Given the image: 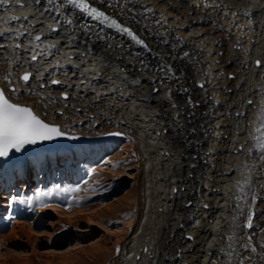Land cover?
Wrapping results in <instances>:
<instances>
[{"label": "bare ground", "instance_id": "1", "mask_svg": "<svg viewBox=\"0 0 264 264\" xmlns=\"http://www.w3.org/2000/svg\"><path fill=\"white\" fill-rule=\"evenodd\" d=\"M87 1L108 19L67 0L0 3V89L6 98L33 88L49 94L51 119L99 120L103 126L113 119L134 133L145 161V207L123 264H264V0ZM25 72L32 74L29 83L21 82ZM52 99L62 106H53ZM46 141L40 156L28 145L7 155L13 163L31 161L33 171L0 178V206L7 207L5 200L12 204L0 215V264H79L106 256L127 232L105 226L87 249L65 230L86 234L104 217L110 221L114 202H125L100 206L104 199L93 198L102 190L91 184L124 177L117 170L133 143L82 148L90 161L85 167L93 168L91 184L75 181V190L58 200L50 196L51 186L41 187L46 166L70 160L75 171L80 159L65 152L81 149L63 136ZM31 181L37 188L25 190ZM20 182L24 191L15 189ZM17 202L30 206L21 204L24 213H15ZM54 214L61 224L48 231L47 217ZM251 214L256 221L248 234ZM62 234L75 242L63 250L66 238L54 240Z\"/></svg>", "mask_w": 264, "mask_h": 264}, {"label": "rangeland", "instance_id": "2", "mask_svg": "<svg viewBox=\"0 0 264 264\" xmlns=\"http://www.w3.org/2000/svg\"><path fill=\"white\" fill-rule=\"evenodd\" d=\"M4 74H6L5 75V77H6L5 78V82L7 84H9L10 82L12 83V79L9 78L8 72L4 73ZM7 99H9L10 102H12V103H16V104L20 103L21 106H25V107H28V108H30V106L28 104H30V101L33 100L31 102H32V105H33L32 108L34 110H36V114L35 115L38 116L41 120H43L45 123H48L50 125H53V126L57 127L60 130V132L63 133V135H61V136H63L64 142L74 143L75 149H77V148H78V150L81 149L80 153L75 152L74 149H71V148L68 149L67 151L65 150L66 151L65 153L68 152L66 154L67 155L66 158L69 159V158L73 157V158H75V161H76V158H77V162H78V159H80V161H81V162L77 163L78 169H76L75 171L74 170L70 171V168H69L71 166V161L70 160L67 161L68 163L65 162L64 164H62V166L58 165V167H57L58 169L57 168H53V166L50 165V167H51V170H50V167L48 165L47 166L49 168L46 166V170L45 171H46V173L48 175L49 174L50 175L47 176L46 173H45L42 176V179H44L42 182L45 185L41 183V187H44L45 189L46 188L49 189V187L51 186V188H53L54 191L53 190H51V191L48 190V192L49 193L51 192L50 196L55 194L56 196L55 195L52 196V197H55V199L57 198L59 200L62 197H63L62 199H64V196L66 198L68 193L70 195V193H71L70 191H74L75 190L73 188V186H72V183H74L75 181L79 183V181L81 182L83 180L82 183L88 181L86 184H88V185L91 184V181L89 182L88 178L91 177V174H93V172H92L93 168L91 169V168L85 167V164H88L90 161L88 159L89 155L86 154L85 150H83L84 148H86L89 145V143L98 145L101 142V143H104V144H106L108 146L109 145H114V144L133 143V148L129 152V154L127 156V159H125L124 166L120 167V169L122 171H120V169L117 170L119 174H121V175L124 174V177L120 176L119 181H117L115 184H114L115 181L113 182L112 179H115L117 177H113L112 176L113 178L112 177H108L107 180H100V181L98 180V178H95L99 182H94L95 181L94 180L92 182L93 184H91L92 186H94V189H98L100 191L102 190L100 192L101 194L99 193L93 198V200L96 197L104 199L103 200L104 202H102L101 203L102 205L100 204V206H103L104 203H111L112 201H115L116 199L120 200L121 198H122V201H125V202H123L121 204L119 202H114L115 206L117 208H116V210H113V211L110 212L111 213L110 214V216H111L110 221L108 222V219H107L108 217H104L105 219L102 220V223L93 225V227H92L93 229L92 230L91 229L85 230V231H87L86 234L82 233L83 229L82 230L81 229L73 230V228H72V229H66L67 231L65 230V232H67L66 234H70V236H75L76 235V237L78 239L81 238V240L79 241V245L81 247H87V249H88V245L90 243H92V241L94 242V241H96L99 238V235L101 233H103V231H105L106 227L111 232L118 233V234H121L122 230L125 231V232L127 230L126 233H124V232L122 233V235H123L122 237L123 238L122 237L121 238L124 241L121 239L118 244L114 243V246L113 245L110 246V249H108L109 251H108V254L106 256L104 255L101 258L95 257L97 259L90 258L88 260L86 259L85 261L81 260V262L82 261L83 262L79 263V264H123L125 259L129 255L128 246H130L137 238L136 235L138 234L139 229H140L143 209L145 207V199H144V192H145V189H144L145 161H144V158H143V152L139 148L138 140H137L136 136L134 135V133L131 132L130 130H128L127 128L123 127V126L122 127L121 126H116V122L113 119L112 120L114 121V123L111 120L112 126H111V124H107L106 126H103V125H101V122L99 120L98 121H94V122L93 121L92 122L89 121V122L81 123L83 120H85V119H82V118H80L77 121H75V124L72 123L71 121L70 122H66L65 120L63 121V120H59L58 119L60 121L59 122L56 119H51V117H50V112L51 111H50L49 107L47 106L48 102H50V100H51L49 94L43 93V92H41V93L39 92L38 93L33 88L24 89V90L20 91L19 94H15L13 97H11V98L9 97ZM43 100H44V102H43ZM53 100H54L53 106H56V107L59 106L60 107V105L62 103H60V101L57 100V99H52V101ZM33 103L36 105V107H34L35 105ZM57 103L60 104V105H57ZM40 107H42V108H40ZM46 109H47V111H46ZM52 140H54V138ZM61 141H63V140H61ZM107 141H108V143H107ZM44 142H47V141L43 140V141H37L35 144H28L29 148L31 147V149L34 150V152L36 151V154L33 155V156H36V155H39V154L43 153L44 150L46 151L45 146H43ZM52 147H51V149L49 151H51L52 149L53 150H57V148L54 149ZM42 149H44V150H42ZM62 151H64V149ZM56 153H58V151H56ZM71 153H72V156H71ZM112 156H113V153H110L109 156H107V157L105 156V159L103 161H102V159H103V157H102L98 161L97 165L98 166H102L103 163H105V161H107V160L109 161L112 158ZM28 157L30 158V157H32V155H29ZM28 157H27V159H29ZM7 158H8V156L0 157V174H1L0 178H2L3 180H4L3 177H5L7 174L11 175V176L12 175L13 176H22V175H24V173H26V171H28V172L33 171V164L31 163V161H28L27 163H25L23 160H18L17 163H13V161H11V159H7ZM35 161L36 162H40L41 158H37V159H35ZM82 168L83 169L85 168V169L83 170ZM11 170H12V172H11ZM47 170H48V172H47ZM61 171H62V173H61ZM67 171H68V173L66 175L65 173ZM3 172L6 173V174H3ZM90 172H91V174H90ZM130 173H134V178L133 179H132L131 176H130L131 178L129 177ZM57 175L59 176V179L57 178L58 177ZM118 178H119V175H118ZM62 182H63V184H62ZM22 186H23L22 182H20L19 184L17 183L15 189H18V191L19 190L20 191H24L23 189H25V188H23ZM57 186L61 187V192H59V193L55 192V187H57ZM64 186H66V187H64ZM36 188H37V185L36 184H32V181H31L28 184V186L26 187L25 190L32 191V189H36ZM64 188H65L66 191L64 190ZM110 189H111V191H110ZM62 192H63V194H62ZM102 193H105L106 196L103 195ZM74 195L75 194L70 196L69 199L71 200V198L73 199L74 197H76ZM103 196H105V197H103ZM19 203L20 202H17L16 203L17 205L13 204L15 206V207L14 206L13 207L17 208V211L15 213H19V214L24 213V212H22V210L28 209V207L30 206L29 204H26V203L25 204L23 203L24 205L22 203H20V204ZM2 204L6 205L7 207L9 205H12V204H10L9 200H5L4 202L2 201ZM21 204L23 205L22 207L24 209L22 207H20ZM77 204H78V206H82L84 204V202L83 201H78ZM7 207L1 208V206H0V215H1V217H4L9 212V209ZM20 218H22V217H18V218L13 217L11 219H17L20 222L21 221ZM47 219H48V223H49L48 224L49 225L48 226L49 227L48 231H52L53 227L59 221H60L58 223L59 225L57 224V226H60L61 221H62L61 218L58 215H56V214L52 215V217L51 216L47 217ZM130 223H131V225H129ZM95 229H97L96 230L97 232L94 233L93 235H91V233L94 232ZM119 229H120V231H119ZM40 231H44V230H40ZM4 233H6V232H4ZM60 238L61 239L62 238L65 239L66 238V240H67L64 244H62L60 246L61 250L65 249V248H67L69 246H72L75 243L69 237L67 238V235H65V234L60 235V237H58V239H54V240L56 242H58ZM115 241H116V239L114 240V242ZM81 256L82 255L80 254L79 257H81Z\"/></svg>", "mask_w": 264, "mask_h": 264}, {"label": "snow or ice", "instance_id": "3", "mask_svg": "<svg viewBox=\"0 0 264 264\" xmlns=\"http://www.w3.org/2000/svg\"><path fill=\"white\" fill-rule=\"evenodd\" d=\"M5 2L6 0H0V3ZM67 2L82 11L94 14L97 18L104 17V19H108L103 12H98L94 8L90 9L85 0H67ZM111 23L118 30L126 32L136 43L143 44V41L139 40L131 30L122 28L115 20H112ZM37 39L40 38L37 37ZM145 47L147 46L145 45ZM23 79L27 81L29 79L28 74H25ZM257 131H260V129H257ZM61 135L63 133L57 127L45 123L30 108L10 102L5 97L3 90H0V157L7 156L10 150L20 151L25 145L35 144L37 141L51 140ZM248 226L252 227L251 216L248 218Z\"/></svg>", "mask_w": 264, "mask_h": 264}, {"label": "water", "instance_id": "4", "mask_svg": "<svg viewBox=\"0 0 264 264\" xmlns=\"http://www.w3.org/2000/svg\"><path fill=\"white\" fill-rule=\"evenodd\" d=\"M39 38H40V39H38L39 42L43 40V36H39ZM35 59H36V58H34V60H35ZM25 74H28V76H29V79H28L27 81H25V80L23 79V77L25 76ZM21 80H22L23 82H25V83H29V82L32 80V74L29 73V72H25V73H23V74L21 75ZM53 85H54V86L58 85V82H57V81H53ZM13 90H15V88H14V87H11V91H13ZM62 98H63L64 100H67V99H68V95H67V94H63V95H62ZM250 216L252 217V226H253V224H254L255 221H256V217H255L253 214H251ZM251 229H252V227H249V226H248V222H247V224H246V232H247L248 234H250L251 231H252Z\"/></svg>", "mask_w": 264, "mask_h": 264}]
</instances>
